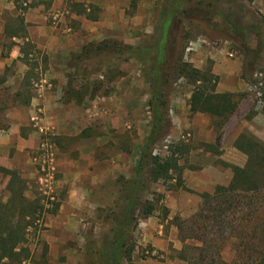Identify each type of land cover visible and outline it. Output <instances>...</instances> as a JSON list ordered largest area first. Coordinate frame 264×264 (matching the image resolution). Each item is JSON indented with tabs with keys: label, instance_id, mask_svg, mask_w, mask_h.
Returning a JSON list of instances; mask_svg holds the SVG:
<instances>
[{
	"label": "rangeland",
	"instance_id": "374dc122",
	"mask_svg": "<svg viewBox=\"0 0 264 264\" xmlns=\"http://www.w3.org/2000/svg\"><path fill=\"white\" fill-rule=\"evenodd\" d=\"M61 1L64 7L66 0ZM81 1L83 4L76 2L78 5L74 8L71 4V10L80 16L74 21L64 15L62 24L58 23L60 14L53 12L56 7L52 6L53 3L48 6L47 0H29L23 6L19 0H0V61L9 58L14 43L11 37L22 35L24 19L30 20L26 24L39 23L41 12L48 17L49 26L57 29L63 26L62 35L72 34L66 29L74 24H93L92 28L102 29L106 36L102 41H87L90 31L83 32L78 46L74 44L77 43L75 36L68 37L70 40L64 38L69 46L68 52L65 57H57L60 62L54 68L45 54L22 46L23 53L33 55L34 59L30 61L27 57L26 61L23 55L21 62L9 61V65L0 68V136L5 133L11 111L23 107L28 98H35V94L45 97L47 92L57 90V101L63 105L59 124L66 131H78V134L66 138L58 135L56 128L46 125L44 107L39 105L43 109V125L48 130V135L42 136L31 121L38 108L34 106L29 123L39 135V145L46 139L56 151L58 145L68 149L81 140L88 146L84 148L86 151L95 147L94 157L98 163L112 158L113 162L120 164V169L104 170L110 175L105 178L106 184L95 178L99 183L97 186H107L108 190L87 192L82 203L78 201V205L72 201L71 205L66 202L69 197L67 189L58 185L61 174L57 171V153L54 151V175L51 180L46 179L33 160L39 151L38 145L31 156L36 176L25 179L28 183L25 195L31 201L40 198L43 207L39 210L38 206L32 215L25 242L18 247V250L24 249L20 264H103L102 254L114 240L116 219L123 216L122 188L134 178L151 120L150 89L144 79L143 67L129 57L126 48L149 42L163 10L177 6L179 13L186 10L189 15L178 20L174 57L179 55L183 63L202 72L209 71L215 77L217 93L237 94V105L224 123L205 114H191L188 103L195 86L181 77H172L169 82L171 127L169 134L154 145L152 155L166 158L174 152L181 168L180 176L177 171L166 181L159 179L146 183L134 213L136 220L127 227L126 247H131L132 253L129 261L121 258L120 262L139 264L152 258L146 253L148 247L141 245L144 220L138 219L140 210L149 205L154 207L150 216L153 230L162 224L166 233L172 231L182 243L179 251L170 249L166 256L153 257V261L175 259L185 244H196L182 242L181 236L187 233L190 218L200 213V194H211L220 184L228 185L232 177L231 167L244 165L246 156L235 147L237 138L244 135L264 145V72L261 71L264 66V32L261 30L264 26H260L261 18H264V0L252 3L239 0H93L94 7L85 13L82 11L86 10L84 4L89 5L87 0ZM132 2H135L134 8ZM34 4L43 6V9L37 8L35 14L30 12L29 7ZM27 11L35 15V20L30 19ZM23 65L27 67L24 75ZM49 69L51 76L57 71L61 78L49 77ZM174 71L175 63H171L169 72ZM35 84L41 86L42 91ZM4 176L0 172V204L9 197ZM179 177L181 185L178 187ZM198 184H203L205 190L198 192L191 188ZM55 204H58L57 209ZM257 207L256 224L260 221L263 226L264 189ZM60 213L67 216L72 213L74 219L66 226L57 219ZM177 224L181 226L180 232ZM233 242L228 239L223 245V260L234 258Z\"/></svg>",
	"mask_w": 264,
	"mask_h": 264
},
{
	"label": "trees",
	"instance_id": "16d2710c",
	"mask_svg": "<svg viewBox=\"0 0 264 264\" xmlns=\"http://www.w3.org/2000/svg\"><path fill=\"white\" fill-rule=\"evenodd\" d=\"M239 1L252 3L254 0ZM131 7H135V2L131 3ZM178 11L177 6L163 10L153 38L142 46L126 48L129 57L137 60L143 67L144 79L150 89L148 106L151 120L149 133L134 169V178L128 180L122 188L123 216L116 219L114 240L102 254L103 264H121V258L129 261L132 248L126 247V237L129 235L127 227L136 220L134 213L139 205L138 199L146 189V183L159 179L166 181L171 173L177 171L180 176L181 168L178 167L174 152L166 158L152 155L154 145L169 134L171 127L168 116V87L171 78L181 77L195 86L188 103L191 114H205L224 123L236 109L237 94L217 93L215 77L209 71L202 72L183 63L179 55L174 57L178 20L189 15L186 10L180 13ZM260 26H264V18H261ZM19 36L15 34L11 38ZM27 55L24 54L26 61ZM171 63H175L172 74L169 72ZM261 71L264 72V66ZM242 77H245L244 71ZM262 113L264 115V106ZM235 147L246 156L244 165L231 167L232 177L228 185L220 184L211 194H200V213L190 218L188 231L181 236L182 242L192 241L196 244H185L177 255L178 260L187 264H264V224L261 226L260 221L256 224L259 211L257 203L264 189V145L241 135L235 141ZM0 172L11 175L13 181H19L12 171L0 167ZM177 181L176 185L179 187L180 177ZM22 191L23 186H19L17 197L6 204H0V264H20L24 249L18 250V247L25 242L32 215L37 212L38 206L39 210L43 207L40 198L25 202ZM54 207L57 209L58 204ZM153 211L152 205L142 208L138 219H147ZM177 229L181 231L180 224H177ZM228 239L234 241L235 255L232 260L226 261L221 256V250Z\"/></svg>",
	"mask_w": 264,
	"mask_h": 264
},
{
	"label": "crops",
	"instance_id": "0c3cea01",
	"mask_svg": "<svg viewBox=\"0 0 264 264\" xmlns=\"http://www.w3.org/2000/svg\"><path fill=\"white\" fill-rule=\"evenodd\" d=\"M28 1L29 0H19L20 5L22 6ZM47 1L48 6L49 4L53 3L52 6L56 7L53 12H58V14H60L58 23H64V15H68L69 19H72L74 21L77 16H80L79 13H75L71 10V4L74 8L76 7L74 5H78L76 4V2H81V4H83L81 0H66V3H64V7L61 4V0ZM86 2L89 6H85L84 4L86 10H82L83 13H85L86 11L88 12L90 10V7L93 8V5L95 4L93 0H87ZM29 8V11L31 10L30 12L35 14L34 11H38L37 8L43 9V6H35L34 4ZM57 9H60V12ZM26 14L30 16L31 20H35V15L32 16L29 12ZM39 18V23L33 22L29 24H26V22L30 20L28 18L24 19V29H22V35L18 38H12V41H14V43L10 48L9 58L0 61L1 69H3L5 65H9V61L10 63L14 60L17 63L21 62V57L24 55V53L21 52L22 46L23 48H30V50L37 51L40 54H45L50 66L54 68L56 63L60 62L58 61L57 57H65L68 52L67 48L69 46L67 45V41L64 40V38L75 36L74 39L76 38L75 41L77 43L74 44L78 46L79 42H81V35L83 34V32L90 31L85 39L87 41H102L106 37L101 32L102 29L92 28L94 26L93 24H74L75 26L72 25L70 26L71 28L66 29L67 32L72 31V34L62 35L60 33L63 29L62 25H60L58 29L53 26H49L47 24L48 17L44 14V12L40 13ZM84 27L86 28L84 29ZM23 68L24 72L22 75L27 72V67L25 65H23ZM48 72L49 77H57L58 79L61 78V75L57 71H53V76H51V69H49ZM57 95V90H55L54 93L51 92L48 94L47 92L45 97L39 94H35V98L34 96L28 98L26 103L23 104V107L11 111L10 115L7 118L8 126L4 130L5 133L1 134L0 136V167L5 170L12 171L15 176H17L19 181H13L11 175L4 176L6 182V190L9 193V197L7 198V200H5L4 204L17 197L16 194L19 186H23L22 198H24L25 202L33 201L30 200V197H27L25 195L28 186V183L25 181V179H31L36 176L35 167L33 166V163L31 161V156L38 149L39 135L34 130H32L29 123V116L33 113L34 106L38 107L39 105H41L42 107H44L46 125L50 128H56L57 134L61 137H74L76 134H78V131H66L59 124L60 122L58 120V117L62 116L63 114V105L59 101H57ZM31 106H33V108L30 109ZM85 147H88L86 142L78 140L77 143H74V145L70 146L68 149H62L58 145L56 147V151L54 150L57 153V171L59 174H61L58 185H60L61 187L64 186L67 189L69 197L66 202L70 203L71 205H73L72 201H76L77 204L78 201L82 203L81 199H84V196L87 192L108 190L107 186H97L99 183L106 184L107 179L105 181V178H107V176H110L108 173H105L104 170H107L106 172H110L116 169H120V164L118 162H113L112 158H110L111 161L110 159L109 161H105L106 163L104 161H102V163H98L97 159H95L94 157L95 147H91L92 151L90 149L86 151L84 149ZM113 177H115V175H113ZM95 178L99 183L95 181ZM198 185L191 188L195 189L198 192H202L203 190H205L203 184ZM63 206L64 205H62L61 209H59L61 213ZM170 207L171 204H169V208ZM60 215L57 216V219L59 221L61 220L66 226L74 219L72 217L74 216L72 213H70L68 216L66 214H62L61 216ZM59 225L62 227V224L59 223ZM142 228L143 232L141 237V245L143 247H148L146 253H150V256L152 258L141 261L139 264H185L182 260H178L177 258L165 259L164 262L153 261V257L166 256L169 253L170 249L179 251L181 249L182 243L176 239V234H174L172 231L166 233L162 224H158L157 228L153 230V228L151 227L150 217H147V219L142 222Z\"/></svg>",
	"mask_w": 264,
	"mask_h": 264
},
{
	"label": "built area",
	"instance_id": "2783aa9c",
	"mask_svg": "<svg viewBox=\"0 0 264 264\" xmlns=\"http://www.w3.org/2000/svg\"><path fill=\"white\" fill-rule=\"evenodd\" d=\"M27 57L29 58L30 61L34 59L33 55L30 54ZM35 87H38V85L35 84ZM40 87H38V89L39 91H42ZM31 121L34 122L35 127L42 136L48 135L47 134L48 130L43 125V109L38 107L34 115L31 117ZM33 160L35 161V164L38 166V169L44 175V177L46 179L51 180L55 171L53 144L48 142L46 139L43 140L40 143L39 151Z\"/></svg>",
	"mask_w": 264,
	"mask_h": 264
}]
</instances>
